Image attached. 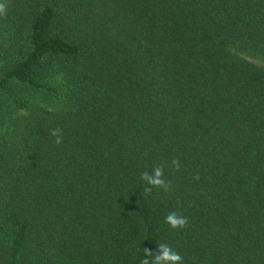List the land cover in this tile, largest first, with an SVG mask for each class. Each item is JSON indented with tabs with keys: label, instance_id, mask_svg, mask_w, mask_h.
Wrapping results in <instances>:
<instances>
[{
	"label": "trees",
	"instance_id": "16d2710c",
	"mask_svg": "<svg viewBox=\"0 0 264 264\" xmlns=\"http://www.w3.org/2000/svg\"><path fill=\"white\" fill-rule=\"evenodd\" d=\"M3 2L0 264H264V0Z\"/></svg>",
	"mask_w": 264,
	"mask_h": 264
},
{
	"label": "clouds",
	"instance_id": "9594fccd",
	"mask_svg": "<svg viewBox=\"0 0 264 264\" xmlns=\"http://www.w3.org/2000/svg\"><path fill=\"white\" fill-rule=\"evenodd\" d=\"M6 6L3 0H0V15L5 14ZM57 136V143H59L58 130L52 133ZM163 169L159 166L153 168L152 173H143L141 179L147 183L149 186H162L164 185V180L162 179ZM151 190L150 188L148 189ZM165 223H167L171 228H183L187 223L186 218L178 215L175 212L168 214L165 218ZM146 256H151V264H183L182 256L173 250L166 243H161L158 245L157 250L148 251L146 250ZM143 264H150L149 259H145Z\"/></svg>",
	"mask_w": 264,
	"mask_h": 264
}]
</instances>
